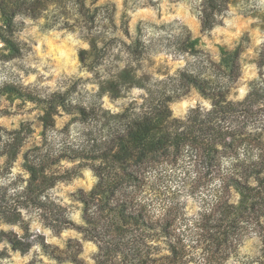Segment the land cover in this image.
<instances>
[{"label": "clouds", "instance_id": "clouds-1", "mask_svg": "<svg viewBox=\"0 0 264 264\" xmlns=\"http://www.w3.org/2000/svg\"><path fill=\"white\" fill-rule=\"evenodd\" d=\"M0 264H264V0H0Z\"/></svg>", "mask_w": 264, "mask_h": 264}]
</instances>
